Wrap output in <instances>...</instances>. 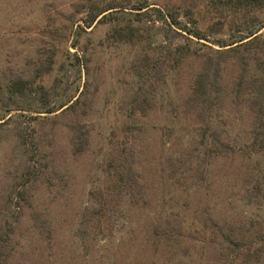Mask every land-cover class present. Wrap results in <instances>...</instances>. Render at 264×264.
<instances>
[{"label": "rangeland", "instance_id": "obj_1", "mask_svg": "<svg viewBox=\"0 0 264 264\" xmlns=\"http://www.w3.org/2000/svg\"><path fill=\"white\" fill-rule=\"evenodd\" d=\"M110 1L130 11L138 0H0V115L6 119L0 127L6 130L0 131V211L9 209L12 219L19 213V199L7 195L25 159L34 155L35 164L45 167L31 208L20 209L14 247L1 263L226 264L220 230L264 232V152L252 151L254 114L231 102L236 67H226V97L208 120L227 148L211 143L214 154L204 157L198 143L205 122L196 111L186 112L184 103L200 59L187 60L156 92L139 97V109L132 111L140 87L132 62L144 52L154 55L165 40L156 33L160 22L139 24L147 42L134 45L118 42L111 22L86 27L88 7ZM147 1L154 3L150 7L191 1L204 6L201 0ZM147 14L153 18L152 11ZM52 52L54 69L40 79L48 91L44 97L38 75ZM16 76L34 83L10 105V94L4 93ZM72 96V109L36 112L46 107L43 100L56 106ZM69 124L88 130L87 148L78 155L71 151ZM31 127L45 157L16 145L14 129ZM125 157L139 172L141 189L132 200L114 187L105 167ZM32 212L49 227L50 238L32 227Z\"/></svg>", "mask_w": 264, "mask_h": 264}, {"label": "trees", "instance_id": "obj_2", "mask_svg": "<svg viewBox=\"0 0 264 264\" xmlns=\"http://www.w3.org/2000/svg\"><path fill=\"white\" fill-rule=\"evenodd\" d=\"M201 1L204 3L203 7H198V3L192 1L185 2V4L182 2L180 4H178L179 2H165L161 5L157 3L156 6L150 7L154 3L138 0L132 4L130 11L112 1L104 5L92 3L85 13L84 22L86 27H90L95 21L111 22L113 23L112 36L118 39V42L131 45L147 42L142 35L144 27H140L139 24L160 22L156 26V33L161 34L165 41L156 45L157 50L154 55L144 52L133 60L130 67L140 84V87H137L138 95L136 93V97L132 101L135 106L133 107L135 110L132 111L139 109L135 103V101H139V97H145L149 92H156L158 84L165 83L170 75L177 73L187 60L200 59L199 70L193 76L190 93L184 103L188 109L186 112L196 111L198 117L202 119L201 122L207 124L204 123L199 129L198 145L203 149L204 157L213 156L214 148L210 147L211 143L215 148L219 145L223 150L227 148L220 141L219 134L211 130L208 120L212 115H216L226 97L223 73L228 65H234L237 71L230 90L231 102L235 105L245 104L254 114L252 151L255 154L264 152V0ZM148 10L154 13L152 19L151 14H147ZM206 14L212 16L205 19ZM183 18L185 19L183 20ZM205 20H208V24L202 27L200 24ZM178 36H182L185 41L178 42ZM55 55V52H52L49 57L48 65L45 68L47 72L44 70L38 75L37 85L40 86L44 97L48 91L44 89L40 79L44 73L48 74L54 69L52 65L55 63ZM32 83L34 82H29L28 79L19 76L10 78L4 93L10 94L11 103L9 104L13 105L17 103L18 99H22L25 91L31 88ZM73 97L56 106H48L49 103L43 100L46 107L38 108L39 110L36 112L37 114H50L58 110L63 112L72 109L76 102L72 101ZM142 100L146 101V104L148 103L146 98ZM144 112L145 107L142 105L140 113L145 114ZM45 116L40 115L39 117L44 118ZM3 119L4 116L0 115V127L4 126L6 121ZM69 127L72 130L71 151L72 154L78 155L87 148L88 130L73 124H69ZM3 129L0 128V131ZM37 137L35 127H31L28 132L23 128L14 129V138L18 148L27 149L29 147L34 150L35 155L45 157L39 151L40 143ZM2 141L3 138L0 135V143ZM126 155L132 158L131 153L128 152ZM34 157L33 155L27 160L25 159L21 173L17 177L19 181L16 180L11 184L13 188L10 187L12 189L7 195V199L13 197L22 202L20 206L19 201L16 204L20 214L23 210L20 209L23 206L27 205L31 208V199L39 187L38 182L42 177L44 178L45 174V167H40V165L38 167ZM126 158L115 159L114 163L107 161L105 167L109 172V177L113 179L114 187L121 188L130 200L131 196L136 197V189H141V186L138 183L139 172L134 168V162L129 161L130 159H127V162ZM22 163L21 160L16 170ZM171 173L173 174V172ZM199 175L203 177L201 171ZM255 188L260 190L261 186L258 185ZM8 210L0 211V264L14 247L12 238L15 234V224L20 218L18 213L12 219ZM93 213L97 214V211L94 210ZM31 216L32 227L50 238L51 230L39 221L38 213L32 212ZM97 217L100 218V216ZM233 231L231 228L225 234L220 230L222 233L220 243L228 249L229 256L226 257V264H264V232L256 230L255 234L254 232L251 234L243 230L238 233ZM217 236L215 233L210 238L216 240Z\"/></svg>", "mask_w": 264, "mask_h": 264}]
</instances>
